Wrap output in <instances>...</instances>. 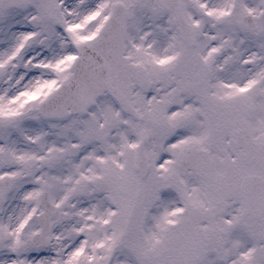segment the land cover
Segmentation results:
<instances>
[{"label":"snow or ice","instance_id":"obj_1","mask_svg":"<svg viewBox=\"0 0 264 264\" xmlns=\"http://www.w3.org/2000/svg\"><path fill=\"white\" fill-rule=\"evenodd\" d=\"M0 264H264V0H0Z\"/></svg>","mask_w":264,"mask_h":264}]
</instances>
